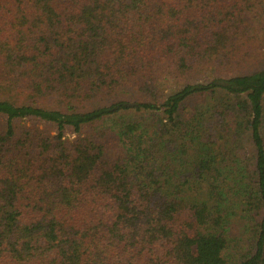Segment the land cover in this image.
<instances>
[{
	"label": "trees",
	"instance_id": "1",
	"mask_svg": "<svg viewBox=\"0 0 264 264\" xmlns=\"http://www.w3.org/2000/svg\"><path fill=\"white\" fill-rule=\"evenodd\" d=\"M264 0H0V264H264Z\"/></svg>",
	"mask_w": 264,
	"mask_h": 264
},
{
	"label": "rangeland",
	"instance_id": "2",
	"mask_svg": "<svg viewBox=\"0 0 264 264\" xmlns=\"http://www.w3.org/2000/svg\"><path fill=\"white\" fill-rule=\"evenodd\" d=\"M261 63H264V56L260 54L257 60L255 61L254 65H260Z\"/></svg>",
	"mask_w": 264,
	"mask_h": 264
}]
</instances>
